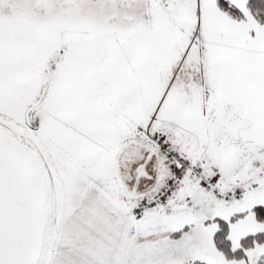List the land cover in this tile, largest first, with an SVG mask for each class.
Segmentation results:
<instances>
[{
    "label": "snow or ice",
    "instance_id": "6c2138e0",
    "mask_svg": "<svg viewBox=\"0 0 264 264\" xmlns=\"http://www.w3.org/2000/svg\"><path fill=\"white\" fill-rule=\"evenodd\" d=\"M0 264H264V0H0Z\"/></svg>",
    "mask_w": 264,
    "mask_h": 264
}]
</instances>
